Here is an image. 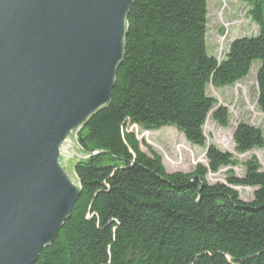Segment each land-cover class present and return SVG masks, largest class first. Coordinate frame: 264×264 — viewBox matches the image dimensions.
<instances>
[{
  "label": "trees",
  "instance_id": "1",
  "mask_svg": "<svg viewBox=\"0 0 264 264\" xmlns=\"http://www.w3.org/2000/svg\"><path fill=\"white\" fill-rule=\"evenodd\" d=\"M241 1L260 32L234 40L218 61L207 51L208 0H134L110 105L78 135L88 156L73 169L81 196L34 264H264V169L256 157L243 164L244 176L230 170L225 183L211 184L209 174L239 165L232 153L211 144L207 166L169 173L130 131L174 127L206 147L204 126L217 106L208 88L237 84L256 62L264 113V0ZM213 118L230 125L223 107ZM233 140L238 154L264 149L263 130L246 123ZM237 187L256 188L253 200Z\"/></svg>",
  "mask_w": 264,
  "mask_h": 264
},
{
  "label": "water",
  "instance_id": "2",
  "mask_svg": "<svg viewBox=\"0 0 264 264\" xmlns=\"http://www.w3.org/2000/svg\"><path fill=\"white\" fill-rule=\"evenodd\" d=\"M134 0H0V264H34L82 190L78 135L110 105Z\"/></svg>",
  "mask_w": 264,
  "mask_h": 264
},
{
  "label": "rangeland",
  "instance_id": "3",
  "mask_svg": "<svg viewBox=\"0 0 264 264\" xmlns=\"http://www.w3.org/2000/svg\"><path fill=\"white\" fill-rule=\"evenodd\" d=\"M250 6L241 0H208V41L207 51L210 56L218 61L224 59L230 44L239 38L255 37L260 28L249 17ZM260 62L254 63L247 78L233 86L226 88H208V95L217 102L215 109L209 114L204 126L207 138L206 147L201 148L187 142L185 136L174 127H164L158 131H145L133 126L141 143L147 144L156 151L163 160L169 173L192 172L198 164L208 165L206 158L207 148L211 144L216 145L223 152L234 155L239 165L235 168L221 169L217 174H209L208 181L211 184L225 183L229 171L237 176L245 174L243 164L256 157L264 169V149L253 150L246 154H238L235 151L233 136L240 123H246L264 132V113L258 107L257 71ZM225 108L229 113V127L223 128L214 120V112ZM143 151L148 152L143 145ZM242 200L250 202L254 198L256 188L237 187Z\"/></svg>",
  "mask_w": 264,
  "mask_h": 264
}]
</instances>
